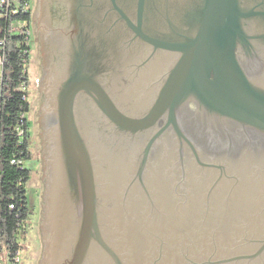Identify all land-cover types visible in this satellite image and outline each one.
Segmentation results:
<instances>
[{"label": "water", "instance_id": "1", "mask_svg": "<svg viewBox=\"0 0 264 264\" xmlns=\"http://www.w3.org/2000/svg\"><path fill=\"white\" fill-rule=\"evenodd\" d=\"M34 22L39 264H264V0H36Z\"/></svg>", "mask_w": 264, "mask_h": 264}, {"label": "trees", "instance_id": "2", "mask_svg": "<svg viewBox=\"0 0 264 264\" xmlns=\"http://www.w3.org/2000/svg\"><path fill=\"white\" fill-rule=\"evenodd\" d=\"M29 33V0L0 3V258L6 264H17L30 213L25 188L31 174L25 162L32 157Z\"/></svg>", "mask_w": 264, "mask_h": 264}, {"label": "rangeland", "instance_id": "3", "mask_svg": "<svg viewBox=\"0 0 264 264\" xmlns=\"http://www.w3.org/2000/svg\"><path fill=\"white\" fill-rule=\"evenodd\" d=\"M32 25L30 27V46L31 53L29 55L30 64L27 65L28 72V91H29V111L27 118L30 125L31 131V145L30 151L32 157L25 162V166L30 168L31 174L29 180L25 184L27 204L29 208V216L26 222V234L24 239H19L21 249L17 255V264H37L39 259V242H40V230L38 229L39 224V213H40V188L42 182L40 181L41 171L38 164L39 159V138L37 136L38 123H37V109L40 103L39 93L37 91L36 80L39 76L38 64L39 56L36 49V38L31 32ZM36 114V115H35ZM36 121V122H35ZM0 264H6L4 257L0 258Z\"/></svg>", "mask_w": 264, "mask_h": 264}, {"label": "flooded vegetation", "instance_id": "4", "mask_svg": "<svg viewBox=\"0 0 264 264\" xmlns=\"http://www.w3.org/2000/svg\"><path fill=\"white\" fill-rule=\"evenodd\" d=\"M29 9H30V27L32 25L31 32L33 30V35L35 36V33H34V30H35L34 12H35V9H36V0H29ZM35 38H36V36H35ZM36 49H37V41H36ZM37 55L39 56V54H37ZM39 60H40V58H39ZM29 64H30V59L28 61V65ZM38 70H39V76H38V78L36 80L37 91H38V81L40 80V77H41L40 61H39V64H38ZM28 81H29V78H28ZM38 109H39V105H38ZM38 109H37V112H38ZM37 118H38V116H37ZM38 132H39V129H38ZM38 132H37V136H38ZM31 141H32V139H31ZM39 148H40V150H39L38 164H39V168H40V171H41V175L39 177H40V181L42 182L41 183L42 184V187L40 188V213H39V224H40V220H41V217H42V206H43L42 195H43V191L45 189V181L43 180L44 173H43V161H42L41 153H40V151H41L40 144H39ZM38 229H39V226H38ZM40 243H41V249H40V254H39V259L37 261V264H39V261L41 259V253H42V236H41V233H40Z\"/></svg>", "mask_w": 264, "mask_h": 264}, {"label": "built area", "instance_id": "5", "mask_svg": "<svg viewBox=\"0 0 264 264\" xmlns=\"http://www.w3.org/2000/svg\"><path fill=\"white\" fill-rule=\"evenodd\" d=\"M7 2V0H0V3H6ZM0 63H1V60H0ZM12 162H14L13 160H12ZM16 261H17V258H16Z\"/></svg>", "mask_w": 264, "mask_h": 264}]
</instances>
